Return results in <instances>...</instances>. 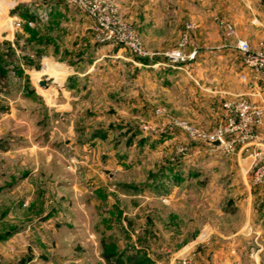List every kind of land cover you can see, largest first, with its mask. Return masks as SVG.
Listing matches in <instances>:
<instances>
[{
    "label": "rangeland",
    "instance_id": "374dc122",
    "mask_svg": "<svg viewBox=\"0 0 264 264\" xmlns=\"http://www.w3.org/2000/svg\"><path fill=\"white\" fill-rule=\"evenodd\" d=\"M116 2L162 68L184 64L170 63L166 54L185 27L178 40L169 31L158 44L146 43ZM43 13L46 21L39 19ZM90 25L64 0H0V264H128L130 258L190 264L193 242L208 234L195 236L184 219L172 218L174 210H187L181 196L191 189H176V182L241 176L226 170L230 154L209 155L204 142L169 128L182 121L210 133L221 122L187 118L150 94L143 100L149 79L143 57L100 42ZM42 79L47 86L38 85ZM189 163L191 171L173 168ZM243 178L256 187L250 170ZM192 189L195 196L203 192V186ZM192 206L203 212V204ZM146 216L153 225L148 234ZM156 222L167 228L154 233ZM239 238L232 257L264 264V244L260 249L251 234ZM212 252L199 254L209 260Z\"/></svg>",
    "mask_w": 264,
    "mask_h": 264
},
{
    "label": "crops",
    "instance_id": "0c3cea01",
    "mask_svg": "<svg viewBox=\"0 0 264 264\" xmlns=\"http://www.w3.org/2000/svg\"><path fill=\"white\" fill-rule=\"evenodd\" d=\"M118 2L125 18L139 28L146 43L158 44L169 31L175 34L178 40L186 24L195 25L188 48V52L195 51L193 60L168 70L161 67V57L158 55L143 58V73L149 79L153 76L152 80L145 79L143 83V100L150 94L155 96L154 101L157 104H171L173 108H177L178 113L186 114L187 118L207 120L212 118L215 124L223 120L221 104L225 100L243 98L253 103L264 101V82L259 87L249 90L239 80L238 76L242 72L240 54L233 47L234 40L228 38L220 27L221 22L233 24L240 38L245 40L252 50H257L264 36V2L260 3L259 0H118ZM161 13L165 17H160ZM124 50L114 51L112 57L118 59ZM124 60L126 61V58ZM258 134L264 136V122L258 129ZM206 147L209 155L216 153L217 148L208 145ZM226 156H229L228 161H231L230 165L228 161L225 163L226 170L235 171L242 178L229 182L226 179L201 181L192 177L178 179L176 182V189L183 186L191 189L186 190L181 196L188 203L187 210H174L172 218L184 219V227L192 228L195 236L203 231L208 234L206 239L200 241V233L193 242L192 250L195 252L192 253L190 264H243L238 261L236 255L233 258L231 253L239 251L241 242L239 236L245 234L253 235L260 249L263 248L264 184L253 187L243 178L245 172L250 170L252 162L247 153L237 150L236 153ZM192 165L194 164H182L173 168L177 171L185 169L191 171ZM195 186H203V192L197 196L193 193L196 190L192 189ZM194 202L203 204V212L200 210L199 213L194 212L192 206ZM230 204H234L235 208L227 209V205ZM146 218L144 229L148 234L153 225L148 222L149 217ZM158 224L155 223L156 234L167 228L165 224ZM213 235H217L219 239ZM210 250L213 252L209 260L200 257L199 251ZM249 262L260 264V259L255 258Z\"/></svg>",
    "mask_w": 264,
    "mask_h": 264
},
{
    "label": "built area",
    "instance_id": "2783aa9c",
    "mask_svg": "<svg viewBox=\"0 0 264 264\" xmlns=\"http://www.w3.org/2000/svg\"><path fill=\"white\" fill-rule=\"evenodd\" d=\"M65 3L90 21V28L100 42H110L123 46L132 55L147 58L153 54L147 52L139 38L135 36L131 27L119 15L116 0H64ZM41 21L47 20L46 13L39 16ZM195 25L188 23L181 34L179 44L175 50L166 54L172 64L193 60L195 51L187 53L191 32ZM220 27L228 38L234 40V49L241 56L244 70L239 74V80L252 90L264 82V36L257 50H252L249 44L240 38L237 29L231 23L221 22ZM224 117L221 123L210 133L197 130L182 121H175L170 130L182 129L189 137L204 142L218 140L217 148L223 154H234L237 150L247 153L251 157V183L255 186L264 184V136L258 134V129L264 122V101L253 103L243 98L225 100L221 104ZM163 116V110H156ZM165 128V124H162ZM177 263L186 264V260L179 259Z\"/></svg>",
    "mask_w": 264,
    "mask_h": 264
},
{
    "label": "water",
    "instance_id": "95a60500",
    "mask_svg": "<svg viewBox=\"0 0 264 264\" xmlns=\"http://www.w3.org/2000/svg\"><path fill=\"white\" fill-rule=\"evenodd\" d=\"M38 85L40 86H47V84L45 83V80L42 79L38 82ZM205 144L210 146L211 148H219L221 145L219 143L218 140H214V141H205Z\"/></svg>",
    "mask_w": 264,
    "mask_h": 264
},
{
    "label": "trees",
    "instance_id": "16d2710c",
    "mask_svg": "<svg viewBox=\"0 0 264 264\" xmlns=\"http://www.w3.org/2000/svg\"><path fill=\"white\" fill-rule=\"evenodd\" d=\"M127 263H128V264H140V263H138V262L135 263V259H134V258H133V259L130 258V259L127 261Z\"/></svg>",
    "mask_w": 264,
    "mask_h": 264
},
{
    "label": "bare ground",
    "instance_id": "6f19581e",
    "mask_svg": "<svg viewBox=\"0 0 264 264\" xmlns=\"http://www.w3.org/2000/svg\"><path fill=\"white\" fill-rule=\"evenodd\" d=\"M57 78V77H56Z\"/></svg>",
    "mask_w": 264,
    "mask_h": 264
}]
</instances>
